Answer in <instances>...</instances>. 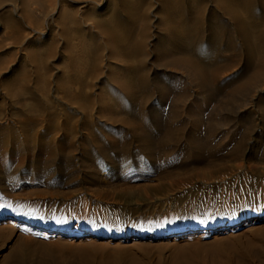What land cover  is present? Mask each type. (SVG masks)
Listing matches in <instances>:
<instances>
[{"label": "rangeland", "instance_id": "374dc122", "mask_svg": "<svg viewBox=\"0 0 264 264\" xmlns=\"http://www.w3.org/2000/svg\"><path fill=\"white\" fill-rule=\"evenodd\" d=\"M244 8L0 0V264H264V28ZM198 119L220 156L177 155Z\"/></svg>", "mask_w": 264, "mask_h": 264}, {"label": "bare ground", "instance_id": "6f19581e", "mask_svg": "<svg viewBox=\"0 0 264 264\" xmlns=\"http://www.w3.org/2000/svg\"><path fill=\"white\" fill-rule=\"evenodd\" d=\"M239 1H241V3H244V9H245V13H246V17L244 18V21L242 22V24L239 22V25L241 24V26H243V27H241L240 26V28H241V30H243L242 28H245V30H246V32H248V34H249V36H252V37H256V35H258V31H259V29H260V31L261 30H263L262 29V26H263V28H264V25L262 24V26L260 27V23L257 21V22H255V20H257V19H255V18H257L256 17V13H255V11L252 9V7L251 6H253L252 4H250V1L249 0H238V2ZM225 3V2H224ZM239 4V3H238ZM243 5V4H242ZM229 6V5H228ZM241 6V5H240ZM254 8V7H253ZM243 9V8H242ZM65 11V10H64ZM262 11V10H261ZM65 13V12H64ZM63 13V14H64ZM71 13V12H70ZM263 13V15H264V12H262ZM48 14V13H47ZM236 14V13H235ZM68 15H72V14H68ZM244 16V15H243ZM241 17V16H240ZM263 17V16H262ZM67 18V17H66ZM261 18V17H260ZM264 18V17H263ZM262 18V19H263ZM240 19V18H239ZM237 20H238V18H237ZM192 21H193V19H192ZM195 21V20H194ZM193 21V22H194ZM33 22V21H32ZM31 22V23H32ZM38 22V21H37ZM192 22V23H193ZM198 22V21H197ZM234 22V21H233ZM188 23H190V22H188ZM263 23H264V20H263ZM187 24V23H186ZM177 26L175 27L176 28V30L177 29H182L183 30V28H182V26L181 25H178V24H176ZM64 27V26H63ZM187 27V33H188V35H192V33L191 32H194L193 30H192V27H193V24H189V25H185V28ZM38 29V28H37ZM108 30V29H107ZM244 31V30H243ZM243 31H241L242 33H244ZM263 32V31H262ZM261 33V32H260ZM247 34V33H246ZM185 35V34H184ZM260 35V34H259ZM263 35V34H262ZM193 36V35H192ZM195 36V35H194ZM261 36V35H260ZM192 38V37H191ZM256 41V40H255ZM263 55V54H262ZM262 59H264V58H262ZM259 63V62H258ZM261 64V63H260ZM262 65V64H261ZM264 65V64H263ZM263 65H262V67H263ZM262 70H264V67H263V69ZM262 73L260 74V76L264 73L263 71H261ZM260 73V72H259ZM264 75V74H263ZM251 82H253V81H251L250 80V82L248 81V85H246V86H249L250 84H252ZM246 83V82H245ZM243 84V83H242ZM241 84V85H242ZM240 86V85H239ZM244 84L241 86L242 87V89H243V93H244V89H246V90H248V88L250 89V87H252V85L251 86H249L248 88H244V87H246V86H244ZM241 87H240V89H234V91L235 90H238L239 92H241L242 91V89H241ZM241 90V91H240ZM238 92V93H239ZM247 92V91H246ZM242 93V92H241ZM235 94H237V93H235ZM234 94V95H235ZM205 105V104H204ZM207 105V104H206ZM204 106V111H203V114H206V115H209V109H207V106ZM209 105V104H208ZM205 107H206V109H205ZM200 108H202V107H200ZM199 107H198V110L200 109ZM208 108H210V107H208ZM211 109H213V108H211ZM196 110V109H195ZM188 112V111H187ZM190 112V111H189ZM190 114H191V112H190ZM199 114V113H198ZM192 115H195V114H192ZM191 115H189V117H190ZM196 117H198V116H196ZM204 118H205V116H204ZM207 118V117H206ZM205 118V119H206ZM209 118H210V116H209ZM209 118H207L208 120H209ZM174 119V118H173ZM194 119H196V118H194ZM204 119V120H205ZM201 119H198V120H193L192 121V126H190V128H189V130L185 133V131H181L182 130V128L180 129V131H181V133H182V136L179 138L178 136V138L181 140L180 141V143H181V145H183L184 146V148H186V149H180L181 151H178V153H177V155H180V156H186V155H188V156H191V157H208V158H214L215 156H217V155H219V154H222L223 153V151H224V149L227 147V146H225L224 145V147H222V145H221V143H220V141L218 140L217 141V143H214L213 142V140H217V139H221V138H216V139H214L215 137H214V135L212 134V133H210L212 130L210 129V131L209 130H207L208 132H205L204 130L205 129H203V128H201L200 126L201 125H199V122L198 121H200ZM213 120V119H212ZM214 121V120H213ZM204 122V121H203ZM207 122H205V124H206ZM229 122H227V124H228ZM235 123V122H234ZM201 124V123H200ZM209 124H210V122H209ZM214 124V123H213ZM242 126V125H241ZM241 126L239 127V126H236L235 127V125L234 124H232V123H230V124H228V127L229 128H231V130L233 131L231 134H232V137H231V140H232V142H236V144L232 147L233 149H232V154H236L237 155V153L236 152H238V151H240V149H241V147H242V145H244L242 142H244L243 141V138H242V128H241ZM179 127V126H178ZM204 127V126H203ZM209 127V126H208ZM180 128V127H179ZM185 128V127H184ZM184 128H183V130H184ZM170 129H172V127L170 128ZM206 129H207V127H206ZM174 130H175V128H174ZM217 134V133H216ZM241 135V136H240ZM175 136V135H174ZM162 138V137H161ZM156 138L157 140H153V142L155 143V146L156 147H159V149H158V158L160 159V156H167L170 152H169V149H167L165 146H164V144H163V139L165 138ZM169 139H170V137H169ZM169 139H166V140H168V141H170ZM236 141H235V140ZM237 139H238V142H237ZM167 142V141H166ZM151 146H153L154 147V145H151ZM169 147V146H168ZM183 148V147H182ZM157 149V148H156ZM175 149V148H174ZM227 149V148H226ZM232 154H231V156H232ZM235 155V156H236ZM220 156V155H219ZM218 156V157H219ZM223 156V155H222ZM234 156V157H235ZM170 157V156H169ZM172 157V156H171ZM162 158V157H161ZM163 159V158H162ZM219 158H217L216 160H218ZM164 160H165V158H164ZM159 161V160H158ZM168 161V160H167ZM166 161V162H167ZM215 161V160H214ZM161 162V161H160ZM164 162V161H163Z\"/></svg>", "mask_w": 264, "mask_h": 264}]
</instances>
